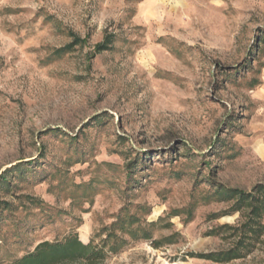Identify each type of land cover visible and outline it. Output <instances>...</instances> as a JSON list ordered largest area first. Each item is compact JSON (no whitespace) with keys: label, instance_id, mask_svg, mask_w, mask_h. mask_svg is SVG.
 <instances>
[{"label":"rangeland","instance_id":"rangeland-1","mask_svg":"<svg viewBox=\"0 0 264 264\" xmlns=\"http://www.w3.org/2000/svg\"><path fill=\"white\" fill-rule=\"evenodd\" d=\"M263 57L264 0H0V264L121 214L151 239L102 264H214L215 192L264 185Z\"/></svg>","mask_w":264,"mask_h":264},{"label":"trees","instance_id":"trees-1","mask_svg":"<svg viewBox=\"0 0 264 264\" xmlns=\"http://www.w3.org/2000/svg\"><path fill=\"white\" fill-rule=\"evenodd\" d=\"M69 36L72 37V41L55 50L56 57L69 54L86 42L85 38L81 39L73 33ZM113 38V34L107 35L94 46V53L108 50ZM8 183L4 171L0 174V189L6 187ZM215 194L220 200L232 203L225 214H238L239 220L235 225L223 224L211 228L205 236L220 237L227 242L228 247L220 251L188 253L186 256L214 264H228L245 259L258 247L264 252V185L256 184L250 191L221 187ZM137 223L136 216L121 214L88 243H83L76 232H71L60 240L37 243L31 251L10 260L9 264H102L108 255L118 253L127 244L128 239H151L150 232L142 230ZM165 241L168 244L172 243L170 237L165 238ZM154 243L155 247L160 246V242Z\"/></svg>","mask_w":264,"mask_h":264},{"label":"crops","instance_id":"crops-1","mask_svg":"<svg viewBox=\"0 0 264 264\" xmlns=\"http://www.w3.org/2000/svg\"><path fill=\"white\" fill-rule=\"evenodd\" d=\"M263 62H264V57H263ZM252 94H253V98L259 104V108L263 109L264 111V65L262 68V75L260 77L258 87L257 89L252 91ZM263 122H264V114H263Z\"/></svg>","mask_w":264,"mask_h":264}]
</instances>
